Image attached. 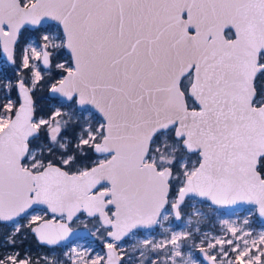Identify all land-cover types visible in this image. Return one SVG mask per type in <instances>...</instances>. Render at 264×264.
I'll list each match as a JSON object with an SVG mask.
<instances>
[{
    "label": "snow or ice",
    "instance_id": "obj_1",
    "mask_svg": "<svg viewBox=\"0 0 264 264\" xmlns=\"http://www.w3.org/2000/svg\"><path fill=\"white\" fill-rule=\"evenodd\" d=\"M5 65L0 264H264V0H0Z\"/></svg>",
    "mask_w": 264,
    "mask_h": 264
},
{
    "label": "rangeland",
    "instance_id": "obj_2",
    "mask_svg": "<svg viewBox=\"0 0 264 264\" xmlns=\"http://www.w3.org/2000/svg\"><path fill=\"white\" fill-rule=\"evenodd\" d=\"M3 75L11 76L12 75V69L7 65H5L3 68H0V76H3ZM2 230H6V231L9 230L10 231L11 229L4 228L3 226H1L0 239H2V240H0V244H3L4 238H5V236H3V234H2ZM25 235L27 236L26 239H28V238L31 239V236H30L31 233H28L26 230H25ZM26 239H22V240H26ZM29 248L32 249L33 251H35L38 248L37 242L35 241L34 246H32V245H26L25 246V249H29ZM3 250H4L3 248H0V251H3Z\"/></svg>",
    "mask_w": 264,
    "mask_h": 264
},
{
    "label": "trees",
    "instance_id": "obj_3",
    "mask_svg": "<svg viewBox=\"0 0 264 264\" xmlns=\"http://www.w3.org/2000/svg\"><path fill=\"white\" fill-rule=\"evenodd\" d=\"M0 229H1V226H0ZM6 232H10V231L9 230H7V231L6 230H2L3 236H5V233ZM30 236H31V239L28 238L29 240L26 239V240H22L21 242L19 241L18 242V246L19 247H22V248H25L26 245H32V246H34V243H35L36 240H35V238L32 235H30ZM0 240H2V239H0Z\"/></svg>",
    "mask_w": 264,
    "mask_h": 264
}]
</instances>
